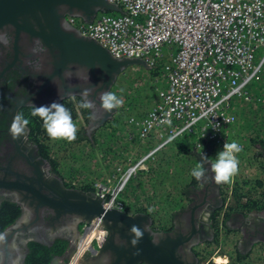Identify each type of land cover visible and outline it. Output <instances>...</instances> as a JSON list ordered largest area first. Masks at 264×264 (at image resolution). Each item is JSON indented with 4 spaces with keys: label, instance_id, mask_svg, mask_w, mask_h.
Masks as SVG:
<instances>
[{
    "label": "flooded vegetation",
    "instance_id": "af4514ba",
    "mask_svg": "<svg viewBox=\"0 0 264 264\" xmlns=\"http://www.w3.org/2000/svg\"><path fill=\"white\" fill-rule=\"evenodd\" d=\"M57 60V49L48 48L37 36L22 35L17 38L7 29L0 33V237H3L0 239V264H110L109 257L114 255L113 248L107 256L97 255L98 245L95 252L78 249L82 227L88 221L83 218L77 205L65 202L54 176L60 177L66 187L94 190V185L81 182L86 179L80 182L68 179L59 172L55 161L42 148L41 130L32 123L39 116L31 115L30 103L39 107L60 102L69 110L75 107L78 116L85 122V137L93 140L99 129L118 113V108L111 112L102 109L97 98L100 91H113L116 81L107 84L104 78L95 79L86 74V60H79L77 64L69 62L70 58L65 59L63 64L67 61L69 66H77L82 70V75H88L90 79H78L75 75L77 70L73 69L74 75L70 80L60 74L62 77L59 78L56 73L59 66ZM97 85L100 87L90 97L95 101L96 108H79L83 89ZM69 92L74 93V97L69 96ZM17 112L23 114L29 123L22 126L20 132L13 133L11 125ZM262 147L264 145L257 147V153L253 154L255 158L259 154L264 157L260 150ZM197 163L204 169V176L197 180L191 174L182 190L184 202L177 210L187 208L188 211L184 213L187 228L191 227V215L198 219L204 217L208 222L210 234L204 235L191 247L198 262L201 259L198 253L208 250L207 245L222 244L223 238L218 239V231H229V236H233V252H228L229 261L233 264H250L245 260L249 250L254 246L264 250V198L258 192L253 196V193L245 192L240 200L232 201L235 206L231 207L230 202L225 201V183L216 184L212 178L214 173L211 172L209 155L198 158ZM260 163L264 169V161ZM86 185L90 188H86ZM192 205L196 206L190 209ZM205 213L208 214L206 217ZM175 217L172 215V222L166 228L158 227L154 221L151 227L154 230H171ZM102 228L106 229L103 224ZM111 230L114 231L113 228L106 229L105 239ZM115 231V240L119 244L122 242L119 240L120 234L117 229Z\"/></svg>",
    "mask_w": 264,
    "mask_h": 264
},
{
    "label": "built area",
    "instance_id": "2783aa9c",
    "mask_svg": "<svg viewBox=\"0 0 264 264\" xmlns=\"http://www.w3.org/2000/svg\"><path fill=\"white\" fill-rule=\"evenodd\" d=\"M109 1L121 11L101 12L91 21L68 14L66 21L115 57L142 58L150 68L161 67L157 101L142 116L128 118L127 132L130 139L151 137L157 142L116 165L113 179L94 183L105 207L123 209L120 198L128 181L147 170L163 146L182 136L200 152L209 146L223 150L227 140L232 142V108L251 101L256 96L253 85L263 77L264 0ZM173 133L176 138L169 141ZM105 230L101 217L94 216L82 227L78 249L95 252ZM201 261L198 264H233L218 250Z\"/></svg>",
    "mask_w": 264,
    "mask_h": 264
},
{
    "label": "water",
    "instance_id": "95a60500",
    "mask_svg": "<svg viewBox=\"0 0 264 264\" xmlns=\"http://www.w3.org/2000/svg\"><path fill=\"white\" fill-rule=\"evenodd\" d=\"M107 11L119 12L121 7L109 0H0V33L7 29L17 38L37 36L48 48L57 49L59 66L56 73L59 78L63 76L64 69L70 68L67 61L63 64L70 58L69 62L77 64L79 60H86V74L95 79L104 78L107 84H111L125 67L132 64L147 66L146 61L137 57H115L95 38L81 34L66 21L68 14L91 21L99 12ZM71 69L76 71L77 66H71ZM260 150L264 153V147ZM196 155L199 159L206 157L205 153L196 152ZM54 177L65 202L77 205L86 221L98 215L106 229H114L106 239L105 230L103 238L98 237L97 242V255L107 256L110 249H114V255L109 257L110 264H197L196 253L191 247L204 235L210 234L206 218L198 219L191 215V227L187 228L184 213L188 210L180 208L173 212L176 220L171 230H154L148 213L105 207L104 198L93 189L66 187L60 177ZM207 215L205 213V217ZM133 225L140 229L141 236L137 237L132 232ZM116 229L122 241L119 244L115 240ZM133 240L137 242L134 244Z\"/></svg>",
    "mask_w": 264,
    "mask_h": 264
},
{
    "label": "rangeland",
    "instance_id": "374dc122",
    "mask_svg": "<svg viewBox=\"0 0 264 264\" xmlns=\"http://www.w3.org/2000/svg\"><path fill=\"white\" fill-rule=\"evenodd\" d=\"M157 71H161V67L159 69H151L148 65L132 64L118 74L113 92H115L117 96L122 97L124 103L118 108V113L115 114L114 118H112L106 126L99 129L98 135L93 139L97 145L95 149L90 147L89 143H91V140L86 138L83 133L85 122L78 116V110L75 107L70 110L73 121L78 127L75 141L68 142L62 139L52 140L42 126L43 131L41 133V140L47 144L49 155L55 160L59 172L64 174L66 178L75 179L77 182H80L82 179H88V181L81 182L87 183L90 181L93 186L94 180L101 179L100 176L102 174L100 170H103L102 166L106 162L112 166H114V163L115 166L118 164L123 165L127 162V158H131L130 160H132L145 152L142 148L146 149L148 146L144 147L138 142L133 143V140L130 143V149H128L125 145V141L129 140L126 130L117 126L123 122L124 117L126 118L125 121L128 122L130 116L138 117V115L146 111L150 104L154 103V99L157 96ZM253 89L256 92V96L254 94V98L251 101H242L239 104L235 103L232 108L236 116V121L231 128V140L241 143L243 151L238 153V174L233 177L230 182L225 183V201H229L231 207L235 206V200H240L245 192L253 193L252 196L255 195V192H258L259 195L264 198V183L262 182L264 180V169L260 167L262 164L260 161H264V157L261 154H259L258 158H255V155L253 156V154L257 153V147L254 145L253 141H262L264 143V76L253 85ZM108 134H112L115 141L113 143L114 151L112 154H109L110 150L107 149L104 155H102L106 149V147H103L106 146V144H110L109 140H107ZM176 145L177 142L173 141L169 143V145L160 148L155 152L150 161L153 159L157 160L159 157L166 158L165 155L174 154L172 152L176 150ZM169 149H174V151L171 152L172 154H170ZM219 151H222L219 147H213L210 150L208 155L211 162L215 161ZM113 155H115V157ZM107 156H113L114 158L107 159ZM186 158H188V156H183L181 161H164L160 169L162 171H173L176 177L183 179L186 177V168H184V166L186 167L188 164V161H186L188 159ZM149 170H151V168ZM73 176L75 178H73ZM132 178L128 181L126 187ZM259 181H261L260 184ZM177 182L178 181L174 178L168 180L165 190L163 192L157 191V193L159 195L161 194V197L165 196L171 199L177 195L184 198L182 196V190L185 185ZM149 199L151 200L152 198ZM121 201L124 207H126L123 198ZM154 203L155 202H150V205ZM166 210L167 209H164L163 211ZM154 212H151V215L155 214ZM163 214L168 217L170 212H163ZM228 232L229 231L223 233L222 231H218V239L223 238L222 244L219 242L214 244L211 243L206 247L208 250H203V252L198 251L201 258L200 260H207L209 256L214 254L217 250L220 253H232L233 236H229ZM261 250H258L257 246H254L245 255V260L250 262V264H264V250Z\"/></svg>",
    "mask_w": 264,
    "mask_h": 264
},
{
    "label": "clouds",
    "instance_id": "9594fccd",
    "mask_svg": "<svg viewBox=\"0 0 264 264\" xmlns=\"http://www.w3.org/2000/svg\"><path fill=\"white\" fill-rule=\"evenodd\" d=\"M11 27V26H9ZM38 43V41H37ZM33 52L36 51L35 48L32 49ZM65 79H71L74 73L71 70V66L69 69L65 70L63 73ZM78 79H83L88 81L90 77L88 75H82V70L77 69L75 73ZM71 87V85H70ZM100 87V85L84 88L82 93V100L79 104V108L84 109H94L96 108V103L90 97L96 92V88ZM60 93V89H58ZM69 96L74 97V93L69 92ZM97 98L99 99L100 107L107 112H111L113 109L119 108L123 105L124 101L122 97L117 96V94L113 91H100L98 93ZM32 106V116H39L43 120V127L45 128L48 136L52 140H67L68 142L75 141L77 138L78 127L76 123H74L72 118L71 111L64 106V104L60 102H52L50 105H43L37 107L36 105L30 103ZM93 118L95 115L93 114ZM226 122L229 123V120L226 119ZM29 120L26 119L23 114L17 112L13 117V123L11 125V131L13 133H18L22 130V126H27ZM161 123H167L171 125L170 120H162ZM176 138V134L173 133L169 136V141L174 140ZM243 151L242 146L237 141L225 142L223 145V150L217 153L215 161L212 162L211 172L214 173L212 177L216 184L228 183L235 177L239 172V159L238 153ZM197 180L204 176V169L197 165L196 168L192 170L191 173ZM146 230L148 225L145 226ZM132 232L136 234L137 237L142 235L140 229L133 225ZM3 239V237H0ZM137 241L133 240L135 244Z\"/></svg>",
    "mask_w": 264,
    "mask_h": 264
},
{
    "label": "crops",
    "instance_id": "0c3cea01",
    "mask_svg": "<svg viewBox=\"0 0 264 264\" xmlns=\"http://www.w3.org/2000/svg\"><path fill=\"white\" fill-rule=\"evenodd\" d=\"M155 101H157V96L154 99V103H155ZM153 104H150L148 106V108L146 107L147 108L146 111ZM145 112L143 114H145ZM143 114L138 115V117L142 116ZM125 120H126V118L124 117L123 122L121 124H119V126H117V127L121 128V129H125L126 133H127L129 130H131V126L128 125ZM107 136H108L107 140H109L110 144H108V145L106 144V146L103 147V148L106 147V149L104 150L102 155H104V153L107 149L110 150L109 154H112V152L114 151L113 143L115 141L113 139V136H112V134H108ZM128 139L129 140L125 141V145L127 146L128 149H130V147H131L130 143L133 140V143L138 142L144 147L148 146L146 149L142 148L144 151L148 150L151 146H153L157 142V139H152L151 137L146 138V139H140V138H135V137L130 139L128 137ZM187 141L189 142V145H190V149H188L187 152L186 151H180L179 152L178 151L179 147L176 145L177 148L175 151H174V149H169L170 154H172V153H174V154L165 155L166 158L159 157V159H157V160L153 159L152 161H150L148 163L149 164L148 168L149 169L151 168V170H149V169L148 170H140L132 178V180L129 182L128 186L126 188H124V190L121 193V197L123 198V201L127 207V210H129L131 212L144 211L152 217L151 220L154 221V224L158 225V227L166 228L169 226V224L172 222V215H174L173 212L175 210H177V208L179 207V205L182 202H184V198H181L180 195H177V196L173 197L172 199L170 197H165V196L161 197V194L159 195L157 193V191L163 192L166 188V183L168 182V180H171L173 178L178 181L177 183L186 185L189 181V178L191 177L192 170L194 168H196L197 165H199L197 163L198 157L196 155V152L205 153L207 156L210 153V150L213 148V146H209L205 151L200 152L197 149H194L193 144L190 140L187 139ZM91 142H94V141L91 140ZM95 146H97L96 142L93 144H90V147H92V149L93 148L95 149ZM165 146H163V147H165ZM172 151H174V152H172ZM113 156L115 157V155H113ZM113 156H107V159H110V158L113 159L114 158ZM169 156H171V157H169ZM183 156L184 157L188 156V158H186V159H188V160H186V161H188V164L186 167L184 166V168H186V177L185 178L180 179V178L175 176V173L173 171H165V170L162 171L160 169V166L163 164L164 161H166V162L181 161ZM102 157H104V156H102ZM128 160H129V158H127V161ZM114 166H115V163H114ZM114 166H112L111 164H107V162H106L102 166L103 170H100V172L102 174L100 176L101 179L100 180H98V179L94 180L93 182L95 183L97 181H103V180H105L106 177H110L113 179L115 177V170L113 169ZM156 171H157V173H156ZM153 176H154V178H153ZM86 181H88V179H86ZM88 183L92 184L90 181ZM149 198H152V199L150 200ZM150 202L151 203L155 202V203L150 205ZM157 205H158V209H157ZM161 205H162V209H161ZM151 206H152V208H151ZM164 209H167V210L163 211ZM154 211H158V212H154ZM151 212H154L155 214L151 215L152 214ZM163 212H168V213L170 212V214L168 217H166L163 214Z\"/></svg>",
    "mask_w": 264,
    "mask_h": 264
},
{
    "label": "trees",
    "instance_id": "16d2710c",
    "mask_svg": "<svg viewBox=\"0 0 264 264\" xmlns=\"http://www.w3.org/2000/svg\"><path fill=\"white\" fill-rule=\"evenodd\" d=\"M108 12H110V11H108ZM151 69H155V68H151ZM263 76H264V72H263ZM262 79V78H261ZM260 79V80H261ZM259 80V81H260ZM32 123L34 124V126H35V128H37L38 130H41V133H42V126H43V120L39 117V118H37V120L34 122V120L32 121ZM175 142H177V146L179 147L178 148V151L180 152V151H188V149H190V145H189V142L187 141V139L184 137V136H182V137H180V138H177L176 140H174ZM42 143L43 144H41L42 145V148L45 150V152H48V146H47V144L46 143H44V141H42ZM253 143H254V145L256 146V147H259V146H262V145H264V143L262 142V141H258V142H256V141H253ZM49 153V152H48ZM51 157V156H50ZM52 158V157H51ZM52 160H53V158H52ZM53 161H55V160H53ZM56 163V162H55ZM86 188H90V186L89 185H86ZM121 199V198H120ZM122 200V199H121ZM127 208V207H126ZM11 214H12V216H13V211H11Z\"/></svg>",
    "mask_w": 264,
    "mask_h": 264
}]
</instances>
